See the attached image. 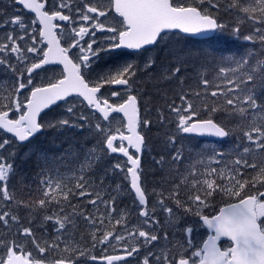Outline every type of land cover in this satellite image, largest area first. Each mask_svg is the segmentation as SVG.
<instances>
[{
    "label": "snow or ice",
    "instance_id": "obj_1",
    "mask_svg": "<svg viewBox=\"0 0 264 264\" xmlns=\"http://www.w3.org/2000/svg\"><path fill=\"white\" fill-rule=\"evenodd\" d=\"M0 264H264V0H0Z\"/></svg>",
    "mask_w": 264,
    "mask_h": 264
},
{
    "label": "trees",
    "instance_id": "obj_2",
    "mask_svg": "<svg viewBox=\"0 0 264 264\" xmlns=\"http://www.w3.org/2000/svg\"><path fill=\"white\" fill-rule=\"evenodd\" d=\"M184 39H186L188 45L190 47H196V48H207V49H211V48H216L218 50H223V49H228L231 48L233 50H235L237 47H239L240 45H242L244 42L243 40H239L236 41L235 43H233V41L231 39H213V40H208V41H203L200 39H194V38H190V37H185ZM112 56L115 58V62H122L118 57H116V54L113 53ZM105 59L107 60L108 57H105ZM47 139H51V135H49L47 137ZM47 139L45 137H40L41 142H44L45 144L47 143ZM198 141H203L206 144L211 145L213 141H209V140H204V139H198V138H194L192 137L190 142L195 144ZM223 147L227 148L228 144L225 143L223 144ZM130 202V198H125L124 199V203H129ZM217 203H219V199L217 200ZM222 244H226V242H222Z\"/></svg>",
    "mask_w": 264,
    "mask_h": 264
},
{
    "label": "rangeland",
    "instance_id": "obj_3",
    "mask_svg": "<svg viewBox=\"0 0 264 264\" xmlns=\"http://www.w3.org/2000/svg\"><path fill=\"white\" fill-rule=\"evenodd\" d=\"M53 68H55L56 69V71L57 72H59L61 69L60 68H57V67H52V68H49V72L48 73H46V74H42V75H51V72H52V69ZM110 91V90H109ZM107 94V93H106ZM63 110V108L61 107V108H57V109H55L54 111H52V112H50L49 114H48V116L47 117H45V119L47 120V119H51L57 112H60V111H62ZM205 236H206V232H205V230H201L200 232H199V234L196 236V240L197 241H199V240H201V239H204L205 238ZM225 244H222V246H224Z\"/></svg>",
    "mask_w": 264,
    "mask_h": 264
},
{
    "label": "water",
    "instance_id": "obj_4",
    "mask_svg": "<svg viewBox=\"0 0 264 264\" xmlns=\"http://www.w3.org/2000/svg\"><path fill=\"white\" fill-rule=\"evenodd\" d=\"M190 38H194V39H199V38H197V37H190ZM52 66H59V67H63L62 65H52ZM193 137H196V138H198V139H204V140H209V141H215L216 140V138H214V137H210V136H204V137H198V136H193ZM207 238V237H206Z\"/></svg>",
    "mask_w": 264,
    "mask_h": 264
},
{
    "label": "flooded vegetation",
    "instance_id": "obj_5",
    "mask_svg": "<svg viewBox=\"0 0 264 264\" xmlns=\"http://www.w3.org/2000/svg\"><path fill=\"white\" fill-rule=\"evenodd\" d=\"M103 253H101V252H97V255H102Z\"/></svg>",
    "mask_w": 264,
    "mask_h": 264
}]
</instances>
